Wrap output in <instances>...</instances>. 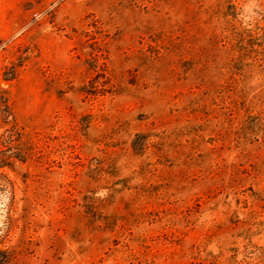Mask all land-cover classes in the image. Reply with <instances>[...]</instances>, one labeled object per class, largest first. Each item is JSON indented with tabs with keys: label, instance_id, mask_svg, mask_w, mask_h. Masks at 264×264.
<instances>
[{
	"label": "rangeland",
	"instance_id": "374dc122",
	"mask_svg": "<svg viewBox=\"0 0 264 264\" xmlns=\"http://www.w3.org/2000/svg\"><path fill=\"white\" fill-rule=\"evenodd\" d=\"M10 127L0 264H264V0H0Z\"/></svg>",
	"mask_w": 264,
	"mask_h": 264
},
{
	"label": "trees",
	"instance_id": "16d2710c",
	"mask_svg": "<svg viewBox=\"0 0 264 264\" xmlns=\"http://www.w3.org/2000/svg\"><path fill=\"white\" fill-rule=\"evenodd\" d=\"M25 159L26 152L21 132L15 127L6 129L0 136V175L6 177L3 171L5 167L12 169L14 162H24ZM0 253L3 255L0 263H3L4 251L0 250Z\"/></svg>",
	"mask_w": 264,
	"mask_h": 264
}]
</instances>
